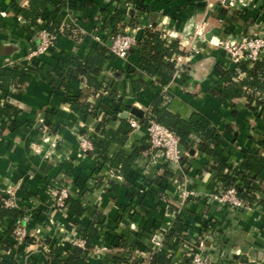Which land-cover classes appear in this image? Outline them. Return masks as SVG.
Returning a JSON list of instances; mask_svg holds the SVG:
<instances>
[{"label": "crops", "instance_id": "crops-1", "mask_svg": "<svg viewBox=\"0 0 264 264\" xmlns=\"http://www.w3.org/2000/svg\"><path fill=\"white\" fill-rule=\"evenodd\" d=\"M207 2L146 0L148 12L138 14V37L145 28L155 26L168 42L178 41L185 54L178 56L176 74L168 85L156 83L138 91L134 81L138 76L128 73L129 66L139 64L138 49L129 52L127 60L114 54L115 59L104 64L97 75L103 83L99 89L78 78L68 81L66 86L62 82L56 85L34 72V65L43 62L61 69L65 59L79 56L85 60L97 42L85 34L79 44L64 29L74 25L80 33L99 30L95 25H100L103 12L110 10L115 0H49L36 23L20 15L21 8L28 7L30 0H0V67L21 64L33 72L32 80L22 87H0V199L8 191L16 193L28 231V238L18 239L8 232L12 219L0 220V264H44L53 257L51 247L55 241L59 252L67 257L69 244L60 239L82 237L81 231L94 218H99V234L92 248L84 253L82 264H115L117 254L140 258L150 252V240L155 233L164 238L168 248V234L174 232L176 219L180 235L173 233L169 239L170 243L178 242L170 250L175 258L182 256L185 245H191L214 264H264V205L237 208L214 201L211 195L217 191L218 183L215 173L206 169L212 159L210 152L196 145L190 151L182 148L179 164L167 163L162 155L153 163L144 155L135 167L140 174L136 184H141L142 194L130 195L138 188L128 176L118 175L109 167L94 143L87 151L81 148L80 136L92 142L100 138L97 126L103 118H109L108 127L117 129L120 120L116 116L123 118L121 114L128 112L126 118L135 119L133 108L147 111L163 93L169 97L172 112L184 118L201 112L211 118L223 138L218 151L234 162H240L245 153L257 146L264 133V109L256 112L245 97L227 101L211 91L216 88L219 65L231 72L237 68L215 38L238 41L245 34H263L264 0H230L227 9H216L213 4L204 6ZM127 11L117 30L134 33L137 25H131V21L135 11ZM59 12L55 49L31 57L39 43L38 32L48 28ZM172 15L182 22L177 25ZM200 28L204 31L197 34ZM110 31H100L106 46ZM242 77L240 74L235 80ZM80 95L90 104L82 114L71 107ZM45 125L49 126L48 131ZM149 133L147 127L139 124L124 146L113 143L108 147V156L121 150L130 154ZM64 185L86 207L82 215L56 207V191ZM185 189L195 192L187 203L182 201ZM110 226L132 248L105 245L101 234ZM49 239L51 244L47 243ZM7 240L12 246L6 247Z\"/></svg>", "mask_w": 264, "mask_h": 264}, {"label": "trees", "instance_id": "trees-1", "mask_svg": "<svg viewBox=\"0 0 264 264\" xmlns=\"http://www.w3.org/2000/svg\"><path fill=\"white\" fill-rule=\"evenodd\" d=\"M130 0H121L126 2ZM135 13L132 15L131 25H138V11L143 13L148 12V5L146 0H132ZM49 0H30L28 7H23L20 10V15L26 19L36 23L41 17L42 10L46 7ZM89 2H85L87 5ZM121 3L115 12L104 11L102 17L98 21L100 25H95L94 28L99 27V31L106 32L111 29L113 34H116L117 27L122 23L127 9ZM61 21V14L51 21L48 30L52 33L58 31ZM119 29V28H118ZM78 28L74 25H69L64 29V33L75 36L79 44L85 37V33H78ZM138 48H132L130 52L139 50L141 53L138 66H129L128 73L132 76L137 75L135 81L136 89L142 90L153 84L168 85L173 79L177 71V58L179 55H184L185 51L181 48L178 41L168 40L163 37L162 32L155 30V26H151L142 30L138 37ZM115 55L109 53L107 46L104 43L97 42L91 46L85 60H81L79 56H73L63 61V66L59 69L48 62L34 65V72L41 75L45 80H52V83L58 84L62 82L64 86L68 81L78 78L86 79L88 85L96 89L102 88L103 83L99 82L97 75L100 74L104 64L111 59H115ZM237 68L234 71H229L218 66L219 77L216 81V88L211 92L219 99L233 101L236 98L245 97L248 100V105L254 111L264 109V56L259 60H241L236 63ZM243 74L239 80H235L237 76ZM33 72L29 68L21 64H16L12 68L0 67V87L7 85H16L22 87L24 84L32 80ZM107 87V85H105ZM84 96L80 95L77 100L71 103L72 110L76 113L82 114L88 111L90 104L87 103ZM169 97L166 93L158 95L152 102L147 111L135 114V120L141 126L149 127L150 121L154 120L163 125L173 133H175L180 140L182 148L190 151L196 145L198 149L210 152L212 159L206 165V169L215 173L218 183L216 192H224L231 187L237 189L238 195L246 202L253 204L258 203L264 205V133L262 139L257 142V146L251 151L245 153L240 162H234L229 155H225L223 151L219 152L223 144V138L218 127L213 120L201 112H194L189 118H184L181 115L172 112L169 109ZM120 125L117 129L107 126L109 118H103L97 126V131L100 133V138H94L93 143L99 156L105 160L109 167L118 175L128 176L132 185L138 189L132 190L130 195H141V184H136L140 177L138 171H135L138 160L144 156V152L150 148L149 137L143 138L139 145L135 146L130 154L121 150L117 154L108 156L107 149L113 144L117 143L124 146L134 130V126L129 118H120ZM0 220L4 218L12 219L8 232L14 233V226L16 220L24 215L23 210L16 207H7L3 204V198L0 199ZM67 209L76 216L82 215L86 211V207L78 198L70 195L66 199ZM179 220L176 219L174 234L180 235L178 225ZM99 223V218H94L90 224L83 229L82 238L85 240V247H80L75 244H70L67 247L68 256L63 257L59 252L60 248L52 245L53 257L46 259L44 264H82L85 261L84 253H87L92 248L93 242L99 234V229L96 224ZM173 233L168 234V242ZM113 234V239L110 242L112 248H132L126 240L118 238ZM118 241H117V240ZM6 247L12 246L13 243L6 241ZM51 244V240H47ZM168 248L154 250L153 264H175V254L170 250H174L178 242L170 243ZM184 258L179 264H191L192 255ZM115 264H127L129 258L120 257L118 254L114 257ZM28 264H37L30 262ZM215 264H225L221 261Z\"/></svg>", "mask_w": 264, "mask_h": 264}, {"label": "built area", "instance_id": "built-area-1", "mask_svg": "<svg viewBox=\"0 0 264 264\" xmlns=\"http://www.w3.org/2000/svg\"><path fill=\"white\" fill-rule=\"evenodd\" d=\"M121 0H115V7L110 9V12H115L119 6H121ZM125 8L132 9L134 3L132 0L126 1L124 3ZM139 14L143 12L138 11ZM142 16V15H141ZM140 23V21H139ZM96 29V28H95ZM141 29L140 24L135 27L134 33H123L119 32L116 34L109 33V43L107 44L111 53L115 54L120 59H126L129 56V52L132 48H136L138 41L137 32ZM85 34H89L95 42L103 43V35L99 30L94 31H85ZM39 43L35 50L32 51L31 57L33 56H42L48 54L50 51L55 49L57 35L56 33L50 32L47 28L41 29L38 32ZM218 46L227 52L233 62L238 63L241 60H259L264 56V33L259 34L256 37L242 36L238 41L219 40L216 42ZM181 58L179 57V60ZM131 122L134 127H138L139 124L135 119H131ZM44 129L49 130V126L45 125ZM149 133V143L150 148L144 152V155L149 157L153 163H156L157 157L162 155L167 163L179 164L183 157L182 146L180 145L179 137L164 127L163 125L157 123L154 120L150 121V126L148 127ZM81 148L83 151H87L93 147V142L86 136H80ZM13 192L8 191L6 197L3 198V204L7 207H16L15 199L13 198ZM72 195L71 189L68 185H64L56 191L55 194V204L56 207L61 209H67L66 199ZM195 196V192L192 190L185 189L182 192V201L187 203ZM212 199L219 204L230 205L237 208H248L258 203L250 204L242 199L237 192L235 187H231L224 192H214L211 195ZM1 208V203H0ZM21 219L24 222L25 217H21L17 220V223H21ZM14 233L17 235V238L23 239L21 235H25V230H22L21 227H17L14 230ZM152 248L160 250L166 247L164 238L158 233L153 234L151 237ZM73 244L80 247H85V240L81 237L79 240L73 242ZM182 256L174 258V263L179 264L184 260V258L191 255V252L194 251L192 255L191 264H214L212 259L206 257L201 252H197L195 248L191 245H185L183 248ZM153 252H148L140 256L136 261L129 260L127 264H153Z\"/></svg>", "mask_w": 264, "mask_h": 264}, {"label": "rangeland", "instance_id": "rangeland-1", "mask_svg": "<svg viewBox=\"0 0 264 264\" xmlns=\"http://www.w3.org/2000/svg\"><path fill=\"white\" fill-rule=\"evenodd\" d=\"M196 4H198V3H196ZM206 4V5H205ZM204 4V6H207V5H209V4H213V6L216 8V9H220V7H223V8H226L227 9V6H231V5H229L230 4V0H208V2L207 3H205ZM113 7H115V6H113ZM140 15V14H139ZM207 14L205 13V16H206ZM172 17H173V19H176L177 20V25H179L181 22H182V20L181 19H179L178 17H176V16H173L172 15ZM225 21V20H224ZM222 24V23H221ZM225 25V24H224ZM203 31H204V29H202V28H200V29H198V31H196V33L198 34L199 32L202 34L203 33ZM245 36H250V37H256L257 35H248V34H245ZM215 40H217V41H219V40H222V41H226L227 39H222V38H215ZM220 47H222V46H220ZM13 192V198L15 199V202H16V205L19 207L20 205H19V203H18V199H17V197H16V193L14 192V191H12ZM5 198V197H4ZM21 223H15V226H14V230L17 228V227H21V229L22 230H25V235H21L22 236V238L23 239H25V238H28V231H27V218L25 217V219H24V222H23V220L21 219V221H20ZM110 224V222H108L106 225H109ZM113 227L112 226H110L109 228H106V229H104L103 231H102V234H101V238H102V240H104V244L106 245H110V242L112 241V239H113V234H115L114 232H112L113 231ZM14 235H15V237L17 238V235L15 234V233H13ZM81 238V236H73V238L71 239V237L70 236H64L63 238H61L60 239V242L61 243H63V244H65V245H67V244H73V242H75L76 240H79ZM19 239V238H18ZM63 239H65V240H63ZM56 244H57V242L55 241V243H54V246L56 247ZM59 247V246H58ZM50 248V247H49ZM60 248V247H59ZM50 250V249H49ZM130 257V260H133V261H136V260H138L139 258L136 256V255H129ZM134 256H136V257H134Z\"/></svg>", "mask_w": 264, "mask_h": 264}, {"label": "water", "instance_id": "water-1", "mask_svg": "<svg viewBox=\"0 0 264 264\" xmlns=\"http://www.w3.org/2000/svg\"><path fill=\"white\" fill-rule=\"evenodd\" d=\"M142 111H143V110H141V109L133 108L132 113L137 115V114H139V112H142ZM127 115H128V112H123V113L121 114V117L126 118Z\"/></svg>", "mask_w": 264, "mask_h": 264}]
</instances>
